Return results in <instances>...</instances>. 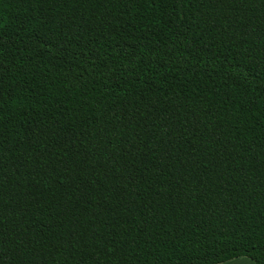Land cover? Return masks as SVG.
Wrapping results in <instances>:
<instances>
[{"label": "trees", "instance_id": "1", "mask_svg": "<svg viewBox=\"0 0 264 264\" xmlns=\"http://www.w3.org/2000/svg\"><path fill=\"white\" fill-rule=\"evenodd\" d=\"M264 264V0H0V264Z\"/></svg>", "mask_w": 264, "mask_h": 264}, {"label": "crops", "instance_id": "2", "mask_svg": "<svg viewBox=\"0 0 264 264\" xmlns=\"http://www.w3.org/2000/svg\"><path fill=\"white\" fill-rule=\"evenodd\" d=\"M218 264H255V262L249 257H237Z\"/></svg>", "mask_w": 264, "mask_h": 264}]
</instances>
